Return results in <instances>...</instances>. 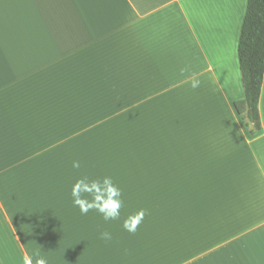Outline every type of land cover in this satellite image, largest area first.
<instances>
[{"label":"crops","instance_id":"crops-1","mask_svg":"<svg viewBox=\"0 0 264 264\" xmlns=\"http://www.w3.org/2000/svg\"><path fill=\"white\" fill-rule=\"evenodd\" d=\"M245 8L0 0V264H264V74L260 129L234 108ZM83 176L113 178L119 219L74 206Z\"/></svg>","mask_w":264,"mask_h":264},{"label":"trees","instance_id":"trees-1","mask_svg":"<svg viewBox=\"0 0 264 264\" xmlns=\"http://www.w3.org/2000/svg\"><path fill=\"white\" fill-rule=\"evenodd\" d=\"M237 57L244 96L234 101V108L250 132H256L261 127L258 100L264 74V0H246Z\"/></svg>","mask_w":264,"mask_h":264},{"label":"clouds","instance_id":"clouds-1","mask_svg":"<svg viewBox=\"0 0 264 264\" xmlns=\"http://www.w3.org/2000/svg\"><path fill=\"white\" fill-rule=\"evenodd\" d=\"M199 85L200 81L198 79L192 80L191 87L193 89L199 87ZM72 167L79 169L81 164L79 161H73ZM71 197L74 206L79 208L82 215H86L91 210H96L105 221L120 218L121 208L123 207L122 191L116 186L111 176H103L96 179H89L87 176L78 178L71 187ZM145 214L146 211L141 209L130 215L124 221L122 227L127 232L134 234ZM100 239L110 241L112 234L108 231H103L100 233ZM36 256L34 264H48V261L43 257H39L38 253ZM25 264H33V257H28L25 260Z\"/></svg>","mask_w":264,"mask_h":264},{"label":"rangeland","instance_id":"rangeland-1","mask_svg":"<svg viewBox=\"0 0 264 264\" xmlns=\"http://www.w3.org/2000/svg\"><path fill=\"white\" fill-rule=\"evenodd\" d=\"M103 163L109 167V165H112L113 167H119V165L122 163L120 160L116 159H109V156H103Z\"/></svg>","mask_w":264,"mask_h":264}]
</instances>
